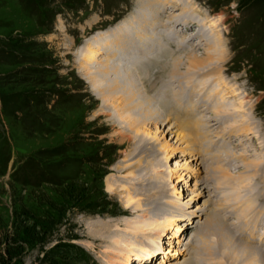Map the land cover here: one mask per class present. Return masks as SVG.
<instances>
[{"label": "rangeland", "instance_id": "1", "mask_svg": "<svg viewBox=\"0 0 264 264\" xmlns=\"http://www.w3.org/2000/svg\"><path fill=\"white\" fill-rule=\"evenodd\" d=\"M136 1L0 0V264H159L163 260L166 264H187L198 254V243L202 242L200 248L207 247L206 239H213L211 224L220 223L230 233L235 228L236 222L229 217L216 220L219 204L223 211L228 205L231 210L233 200L228 204L223 198L232 195L231 189L237 186L233 182L230 188L218 190L224 178L218 177L220 173L212 163L215 160L209 159L213 151L207 144L215 141L216 149L230 157L229 165L239 166L225 164L221 168L235 179L243 172L238 157L247 161L263 155L264 0H192L195 8L191 15L201 20L202 27L188 24L180 31L181 25L176 24L175 36L184 48L178 53V48L174 49L178 40L168 42L171 46L165 42L153 56L154 66L162 70L160 79L171 70L185 73V62L179 60L183 51L200 58L212 56V67L220 68L221 75L236 91L234 98L226 99V105L238 109L239 102L245 99L244 112L234 111V128L238 131L246 127L240 126L239 117L250 116L247 120L251 125L246 127L250 132H237L230 142L222 138L227 126L214 127L216 130L212 129L205 138L208 142L202 143L205 149L197 145L192 151L184 147L188 141L177 138L180 134L192 137L191 141L195 139L188 126L190 119L182 128L181 119L175 116V111L183 116L187 112L179 104L169 103L167 110L172 118L168 119L164 112L160 123L147 127L151 138L141 134L139 128L138 133L133 132L110 105L103 107L106 99L93 76L107 65L98 62L105 52L90 63L78 60L76 51L98 32L110 31L129 18ZM172 9L180 13V8ZM137 36L131 34L124 41L132 43L131 53L136 55ZM107 42L98 46L105 49ZM214 44L220 50L213 56L209 52ZM162 54L170 55L172 61L165 60ZM116 59L108 64L121 65L120 56ZM175 61L180 65L172 66ZM86 74L94 79L84 77ZM212 78L216 79V75ZM220 81L217 79L215 84ZM144 84L139 83L137 89L151 99L158 90L152 93ZM178 93L183 96L185 92ZM199 115L212 118L211 112L195 116ZM204 128L207 133L209 128ZM227 154L219 156L227 160ZM195 157L198 178L188 175L195 170L187 169V159ZM260 171L264 172V168ZM256 178L258 189L264 193V180L261 184L258 175ZM108 185L113 187L112 192ZM128 193L136 195V200L142 198L140 210L134 211L126 203ZM262 198L253 202L264 210ZM252 207L248 205V210L259 209ZM259 214L253 216L260 223L263 214ZM178 215L185 218L175 228L153 227L148 232L161 252L154 251L150 258L141 255L140 262L133 252L138 246L132 248V254L123 253V241L130 240L127 225L143 223L144 219L148 223L160 222ZM259 227L253 230V237ZM114 241H120L118 247ZM234 241L246 245L239 238L234 237ZM167 248L170 252L163 254ZM202 248L208 263V253ZM263 250L260 248L264 256Z\"/></svg>", "mask_w": 264, "mask_h": 264}, {"label": "bare ground", "instance_id": "2", "mask_svg": "<svg viewBox=\"0 0 264 264\" xmlns=\"http://www.w3.org/2000/svg\"><path fill=\"white\" fill-rule=\"evenodd\" d=\"M187 1H190V3L192 4L191 5L188 4L189 2ZM171 5H174L172 8H174L175 6L177 8H180L179 10L180 13L177 14L173 13V9L171 8ZM153 8L155 9V11L152 10ZM168 8L171 10L169 11ZM194 8L195 7L193 6L192 0H153V1L137 0L136 9L129 18L121 21L120 24H117L110 31H105L103 33L98 32L93 38L90 39V42H88L83 49L76 51V54H79L78 55L79 57L77 56L78 60L83 63L86 62L90 63L91 60L95 59V56L97 54L100 53L104 54L105 52V54L102 57L103 59H100V61L98 62L100 64L103 65L107 64V65L104 66V69L102 71L98 72V75L93 76L97 79L98 86L101 88L100 92L103 94L104 99H106V101H103V107L104 105H108V106L110 105L111 108H113L117 113L120 114L119 115L120 118H122L126 122L128 128L133 132L139 128V130L141 129L140 130L141 134L151 138L152 137L151 132L148 131L147 127L160 123L163 119L164 112L166 113L168 119L171 117V115L169 114L170 111L167 110L169 107V103L174 104V102H176L177 104H179L181 108H184L187 111L185 113V116H183V113L182 115L177 113L178 111H175L174 113L178 119H181L183 125L182 128L186 127L187 120L190 119V121L188 120L189 121L188 126L190 128V132H193L195 134L196 140L193 138V140L191 141L192 137L188 138L187 136L184 135H180V134L177 135V138L188 141V144L184 146L188 149V151L190 150L192 151L193 148L195 150L197 145L198 146L200 145V148H203L202 143L205 141L208 142V140H206L205 138L212 129L216 130L214 129V127L222 128L223 126H227V130H224L225 132H222L224 135H226V137L224 135L223 137L222 136L221 137L224 139H229L228 141H230L232 140V137L235 138L237 137L235 135V133L237 132H239V134H245V135L246 133L250 132V129L246 127L251 125V123L249 124L248 123L249 121L247 120L248 117L250 119V116H246V117L240 116L239 117L240 120L238 123L241 122L240 126L244 125L246 127H242L241 129H238V131L237 129L234 128L235 125L237 124L236 123L237 120H235L236 118L234 111L237 110L238 112L239 110L240 113L244 112L245 107L243 106L244 104L243 100L245 99L239 102L240 105L238 106V109L235 108L230 109L229 108L230 105L229 107L228 105H226L227 102L226 99L234 98V96L236 95L235 94L236 91L232 89L230 85L231 82L230 81L227 82L225 77L221 75L220 68L217 69V67L215 68L212 67L215 65L214 61L211 59L212 56L208 55L206 58H200V56L198 57L196 55L190 54V52L187 53L183 51V53H181L183 59H181L180 56L179 60H183L185 62L183 64L186 69L183 71L185 73H182L183 75H180L174 70H171V72L167 71L165 73V77L163 78L161 77L160 79V75L162 76V70L154 66L156 57L153 56L159 50L160 46L162 47L165 45V42L166 44L170 45L169 44L170 41L174 42L175 40L176 41L178 40L177 41L178 43L174 45V49L178 48L176 52L178 53L181 52V50L184 47L181 46L183 42L178 38V36H175L178 35L177 33L178 31L176 30L177 29L176 24L179 23L181 25L180 31L183 30V26L188 24H193L199 28L202 27L200 25L201 20L200 19L197 20L196 17L191 15V11H193ZM166 13L168 14L167 16H165ZM156 32H158V35L156 34ZM135 33L138 34V36L136 37L138 55L131 53L130 48H132V43H130V41L124 42L127 37ZM143 33H145V35ZM158 39L161 42L160 45L158 44L157 41ZM104 41L106 42L108 41L104 47L105 49H103L102 46L101 47L98 46L101 45V42ZM127 44H129V47L127 46ZM211 47H213V49L211 52H209V54L211 55L213 54L214 56L215 53H217L220 50V46L218 44H214ZM222 53L220 52V55H222ZM118 56H120V59L118 60L121 61L120 62L121 65L111 66L108 64L112 59L118 58ZM124 56L126 57L124 58ZM161 56L165 57L166 58L165 60L169 59L170 61H172V57L168 54H162ZM220 61L221 60H219L218 62ZM175 64L174 65L172 64V66L175 67L180 65L176 61ZM138 67L139 69L135 71V68ZM174 67L173 69H175ZM211 71L214 72L213 75L210 73ZM81 72H83V67L81 68ZM214 75H216V79L212 78ZM83 76L87 77L88 74ZM139 76H143L142 79ZM88 79H94V78H92V76L90 75L88 76ZM217 79H220L221 81L216 85L215 82L217 83ZM159 80L160 83L157 82ZM108 83L112 84V86L107 87L106 84ZM139 83L140 84L142 83L144 86H145L144 83H146L149 87L148 91H151L152 93H155L158 90L155 93L156 95L153 94L155 96H153L151 99L147 98L145 93L142 95L140 90L137 89ZM215 85L218 86L219 88L216 89L214 87ZM179 91L185 92L183 96L178 93ZM193 92H194V96L192 97ZM244 98L246 97L244 96ZM185 103L187 104L188 107L185 105ZM155 104H157L156 107L157 106L159 107L158 109L154 106ZM160 110L161 112H159ZM200 112L202 113L211 112L212 114L211 120L205 118L204 116L200 117L201 115H199L198 116L199 118H197L195 115L199 114ZM204 127L209 128L207 133H205L206 131L202 129ZM138 132L139 131H136V133ZM190 134L192 135V133ZM193 141H195V147L193 146L194 145ZM209 144H207L209 146V149L213 151L211 156L209 155L210 156L209 159L215 160L212 161V163L215 162L214 166L216 167H214V169L217 172V174L218 172L220 173L218 177L221 176L222 178H224L223 180L224 184H222L223 187H219L218 190L230 188L233 182H235L237 186V188L231 189L232 195L229 193V196L226 195L223 198L229 202L228 204L232 202L229 200H233L232 203L234 205L231 206L232 207L231 210H229L230 206L228 205V207L225 208V210L223 211L224 209L223 206H220L219 204L218 207L221 211L220 210L217 211L219 212V215H216V220L217 222H219L220 218L221 220H224V217H229L231 222L233 221L236 222L235 227L238 226L237 227L238 229L235 232L233 226L232 233H230L229 230L223 228V226H221L220 223H213V224L210 223L211 225H213L212 234H211L213 239L210 240L206 239L205 246L207 247L202 246L206 249V252L208 253L206 254L208 258V263L204 261L201 250L202 247L200 248V244L202 243L201 242L198 243L195 247V250L198 251L199 256L198 254L197 255L194 254V258L192 257L193 261L187 264H196V263L199 264L200 261L202 262V264H264L263 261L264 256L259 251L260 248L262 249L264 248V235L263 234L259 235L258 236L259 239L255 238V236L254 237L252 236L253 230L257 226H260V228L262 227V230L264 231V210L263 208L261 210L260 209L261 207L256 206L255 203L253 202V200H255L256 198L258 199L264 197V193L262 192V190L258 189L259 185L257 186L256 181H254L255 179H258L256 178L258 175V177L261 179L260 183L261 184L263 183L262 181L264 180V172H261L260 170L263 171L264 168V161H263L264 151H263V155L261 154L262 155L261 157L259 158L256 157L255 159L253 158L251 160L246 159L247 161L242 159V156L238 157L241 158L242 160L240 167H241V171L243 172H241L242 174H240L239 178L235 179L234 177H231L229 175L230 173L229 171L222 170L221 172V168L223 169V166L225 164L229 165L228 161L230 160V157L228 156V154L225 153V151L224 152L221 151L222 149L221 150L216 149L215 141H210ZM225 144L226 145H224V147L227 148V143ZM203 149H201L200 152L202 154H204ZM135 150L138 152L139 149L135 147ZM145 151H147V149H145L143 152ZM224 154H227L226 157L227 160L225 158L224 159L221 158L222 156H224ZM196 158L197 157L193 159L192 158L187 159V169L195 170L194 172L188 174L193 178L194 175L197 173L196 170H198L194 168L196 166L194 164L195 163L194 160H196ZM205 161L207 162V164H209V160L206 159ZM229 166H231L232 168L239 167L237 165H232V164H230ZM208 167H212L211 169H213V166H208ZM196 176L197 175H195V178H198ZM226 179L227 181L225 182ZM263 184L261 185V188L264 189ZM107 188L108 191L110 192L113 191V187L111 185H108ZM160 192H163V190ZM150 195L151 194L149 195L143 194L142 196L150 197ZM133 196L136 197V195H131L128 193L126 195V203L131 207H134V211L140 210L141 208L140 202L142 201V198L136 200V198H134ZM262 200L264 199L262 198ZM169 203L171 204V202ZM173 205L175 206L176 203ZM248 205L253 206L252 208L257 207L259 209H254L253 211H251L252 209L248 210ZM180 213L181 212H179V214ZM249 213H251L252 216L250 215L248 216ZM259 213L261 215L263 214L262 215L263 219L260 216V218L262 219V220L259 219L260 223L258 222V220H255L257 217L256 215ZM144 214L145 216L150 215L148 213H144ZM225 214L226 215L230 214V215L226 216ZM253 215H255L256 217ZM183 218H185V216ZM183 218L182 216L179 217L175 216L174 218L172 217L170 219L166 218L160 222H158L159 220L152 221L151 223L144 222L145 220L144 219L143 223L138 222L127 225L125 230L129 234L128 238L130 240L123 241L122 244V247L124 248L123 253L127 255V254H132L134 252L135 254H137L136 257L137 262L138 261L140 262L142 261L140 258L141 255L146 254L145 257L148 256V258H150V256L154 255V251L159 249L161 252L162 251L161 248H158L156 243L154 244L155 240L148 237V232L151 231V228L153 227L162 228V229L166 228L167 230L170 229L172 226L175 228L178 224V221L182 220ZM162 233L163 232L161 231L160 234ZM245 233L246 234L249 233V235L247 236ZM234 237H236V239L239 238L240 241L245 240L247 242L251 241L254 243L252 245L238 244L236 241H234ZM251 237L252 239L249 240V238ZM138 239L139 242H137L136 244V240ZM120 241L119 242L114 241L115 243L113 242V244H116V247H118L119 246L118 243H120ZM140 242L145 243L146 246L143 247L142 244H140ZM180 242L178 241L179 244ZM133 247H136L137 250L134 249L135 251L132 252L131 250ZM215 248H218L217 250L220 251L219 255L216 254ZM169 252L170 250L167 248L165 251H163V254L165 253L168 254ZM174 252L176 254H181L179 251H174ZM197 257H199L200 260ZM159 264H166V262H164L163 260L160 261Z\"/></svg>", "mask_w": 264, "mask_h": 264}, {"label": "trees", "instance_id": "3", "mask_svg": "<svg viewBox=\"0 0 264 264\" xmlns=\"http://www.w3.org/2000/svg\"><path fill=\"white\" fill-rule=\"evenodd\" d=\"M13 241H16V240H13ZM7 253L9 254L10 257H12V255L9 253V251H7Z\"/></svg>", "mask_w": 264, "mask_h": 264}]
</instances>
